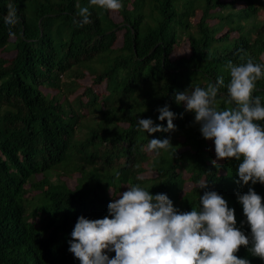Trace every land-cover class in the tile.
I'll list each match as a JSON object with an SVG mask.
<instances>
[{
  "label": "trees",
  "instance_id": "1",
  "mask_svg": "<svg viewBox=\"0 0 264 264\" xmlns=\"http://www.w3.org/2000/svg\"><path fill=\"white\" fill-rule=\"evenodd\" d=\"M10 2L20 21L12 37L4 22ZM121 3L115 20L89 0H0V264H80L68 251L77 218H103L108 203L137 184L182 212L216 191L250 236L237 195L252 187L264 202V184L241 187L242 158L214 159L213 142L174 94L218 77L227 85L228 61L264 64V0ZM81 7H89L92 23L79 26ZM182 38L188 54L172 58ZM253 95L264 103V78ZM217 99L218 108L230 106L226 87ZM165 104L176 114L174 132L138 130V119L147 118L166 127L157 119ZM154 138L174 147L150 153ZM236 255L264 264L250 246Z\"/></svg>",
  "mask_w": 264,
  "mask_h": 264
},
{
  "label": "clouds",
  "instance_id": "2",
  "mask_svg": "<svg viewBox=\"0 0 264 264\" xmlns=\"http://www.w3.org/2000/svg\"><path fill=\"white\" fill-rule=\"evenodd\" d=\"M92 6L118 12L121 0H89ZM79 26L92 23L89 7L77 12ZM4 22L11 28L20 21L13 3L8 4ZM77 21H74L76 23ZM229 82L218 77L206 88L174 94L177 104L194 113V122L205 140L214 144L217 160L235 158L241 187L264 184V103L254 96L256 82L264 78V64L248 58L244 63L228 61L225 65ZM226 87L224 109L217 107L220 89ZM157 119H138V130L148 134L174 132L176 114L165 104L157 108ZM174 146L170 138L151 139L147 151L156 155ZM119 179L120 172L115 173ZM207 181L198 184L206 189ZM243 215L250 227V236L237 227L235 209L216 191H204L199 197V209L179 211L165 194H151L140 185L127 186L118 198L107 205L108 215L101 219L79 216L68 241V251L80 264H251L236 255L241 247L249 248L253 256L264 261V202L249 187L237 195ZM115 255L110 258L109 253Z\"/></svg>",
  "mask_w": 264,
  "mask_h": 264
},
{
  "label": "rangeland",
  "instance_id": "3",
  "mask_svg": "<svg viewBox=\"0 0 264 264\" xmlns=\"http://www.w3.org/2000/svg\"><path fill=\"white\" fill-rule=\"evenodd\" d=\"M241 1H237L236 3H235V6L236 7H240L241 6ZM180 5H179V1L178 2H176V4H175V8L179 11L180 10ZM111 13L113 14V17L115 18V20H117L118 19V16L116 15V12H114V11H111ZM199 13H197V15H198ZM261 16H262V19H264V10H262L261 11V14H260ZM196 19L197 18H192L191 19V21L192 22H195L196 21ZM212 20H215V19H212ZM222 31H224V30H222ZM233 34H236L235 33V31L234 32H232V35ZM117 41H119V40H117ZM184 54H188V44H187V41H185V40H183V38H182V42L178 45V46H176V48L174 49V52H173V54L171 55L172 56V58H176V57H179V56H181V55H184ZM264 55V54H263ZM89 79H82V80H80V82L81 83H84V84H88L89 83ZM97 90H99V91H103L104 90V82L103 83H101V85H97L96 87H95ZM83 88L82 87H80V88H78L76 91H75V93H79L81 90H82ZM45 91H47V90H45ZM72 96H73V94H72ZM212 149L214 150V145L212 146ZM214 155H215V152H214ZM214 159H216V156H214ZM77 175L78 174H76V177H77ZM63 179H66L67 180V183L69 184V185H72L73 184V177H71V178H68V177H66V176H64V175H62L61 176ZM54 178V177H53ZM120 193H122V192H120ZM119 193V194H120Z\"/></svg>",
  "mask_w": 264,
  "mask_h": 264
}]
</instances>
